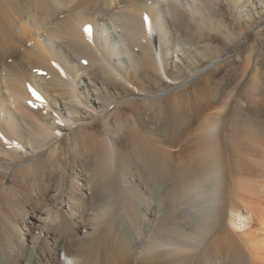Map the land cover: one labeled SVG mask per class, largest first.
<instances>
[{"label":"bare ground","instance_id":"6f19581e","mask_svg":"<svg viewBox=\"0 0 264 264\" xmlns=\"http://www.w3.org/2000/svg\"><path fill=\"white\" fill-rule=\"evenodd\" d=\"M104 1L100 14L114 21L113 24L116 22L117 25H113V30H108L107 27L99 29L86 17L84 0H0V66H2L0 68V151L8 155L13 150L24 149L26 143L38 147L46 142L34 136L36 134L33 132L36 129L33 128L34 126L28 125L30 134L25 136L23 127L19 125L16 113L20 120H25L27 107L25 109L21 107L25 100H30V102L27 101L29 107L37 103L47 113H52L49 116L53 118L52 127L46 128L47 125L39 124L40 128L44 126V131L48 130L47 133L52 131L60 135V131L53 127L57 121L64 123L65 130L73 128L69 123L70 120L63 118L62 108L64 106L68 112H72L84 102L75 90V79L69 62L62 57L63 40L70 41L71 46L80 45L82 58L97 64L102 73L111 74L113 79L118 78L119 75L116 73L115 66L109 63L107 54L112 49L113 54L122 58L127 57L136 67L138 60L129 46V42H133L146 49L144 58L141 57L145 74L153 81H158L164 76L172 82L173 77L167 73L161 55V35L149 19L150 17L147 18L144 15L145 17L142 18L143 25L146 27H130V23L134 21L129 22L130 26L126 27L127 23H120L116 19L117 16L126 19L124 17L126 10L117 11L120 0ZM158 1L151 4L160 12ZM175 1L181 3L180 0ZM256 2L255 0L252 3L257 4ZM236 4L237 14L241 17L253 16L254 10L248 0H237ZM256 7V12L263 11L264 0H258ZM158 15L160 16V13ZM127 17L131 19L132 16ZM167 40L169 44L170 39ZM27 41L30 44L29 48L27 44L25 45L27 48L24 46ZM177 46L176 43L175 51H179L181 57L177 59L176 55L174 66L183 56L186 58L185 55L193 52L187 57L189 59H185L193 76L212 69L222 60L217 58L203 65L201 60L197 59L203 55L201 50H191L185 46L177 50ZM21 47L28 54L26 56L32 64L35 60L42 59L50 63L54 62L59 67L60 72L56 74L52 72L51 78H56L57 82L62 81L72 92L62 96L60 94L63 99L55 97L56 102H53L55 107L40 100L41 96L38 98L37 92H33L37 97L33 95L32 87V91L27 90L26 78L24 79L18 68L22 66L20 63L11 64L5 60L17 55ZM155 51L156 55L153 54ZM34 65L32 66L35 67ZM127 73L131 74L129 70ZM122 80L127 86L135 89L132 82L125 78ZM197 81L202 83L200 89L206 87L208 76L198 78ZM178 89L174 87L166 92L149 96L155 99H152L153 101L146 103L143 101L148 116H145V119L140 116V107L137 109L133 107L132 120L135 124L130 131L136 142L134 141L135 143L128 148L127 152L121 150V145L118 144L120 140L118 141L114 135L102 138L95 132H89L82 137L85 140L81 138L83 145L89 142L87 138L93 141V145L91 147L85 145L83 151L88 155L87 157L92 158L95 172L109 177L114 175L116 167H119V175L125 177L131 173H137L139 176V185L144 192L139 190L140 186L136 187L135 183L133 184L130 191L132 209L126 208L129 198L126 192L121 198L124 213H129L131 224H135L134 233L130 232L128 227L118 225L109 227V230H106V237H95L93 233L94 237H90L91 231L95 232L96 226L92 225V228L85 223H77L78 220L76 221L75 217L78 212L74 203H69V200H64L63 195L59 194L56 207L37 208L30 213L32 217L30 224H33V227L39 226L44 229L45 226L44 237L31 235L0 237V264H264V189L257 191V184L253 183L256 181L252 180L260 176L261 178L258 179L262 181L261 186L264 187V126H260L258 122L245 121L239 126L232 122H225L224 111H219L217 114L209 112L212 108L211 101L202 100V97L196 95L197 92L183 94L178 92ZM27 92L32 93V95L30 93L31 97ZM39 94L44 93L39 92ZM32 96L36 97L34 100H39L34 102ZM51 108L55 109L50 111ZM44 131L43 133H46ZM10 134H13L15 138L10 137ZM141 141L149 147V152L146 153L138 145ZM125 143L131 144L128 141ZM231 175L235 179L230 192L231 207L228 208L233 229L225 231L222 237L220 234L214 237L218 211L224 205L222 199L218 201V196L219 198L228 196L227 178ZM206 181H209L207 191L204 188ZM102 183L103 180L100 183L94 182L96 185L92 188L93 192L96 190V193H90L93 197H96L98 190L102 189ZM15 190H19V187ZM13 191L10 190V193L3 191V197L6 200H4L6 209L4 204L3 213L8 220L13 219L10 209L18 207L22 202L14 198ZM18 192L22 194V198H25L24 188ZM205 192L207 196L204 195L206 198L202 200L201 205L202 216L204 214L202 222L200 221L201 230L197 233L189 232L179 220L184 214H182L183 207L186 203L197 204L199 197ZM64 205L68 206L65 210ZM140 207L143 210H140ZM6 213L10 215L7 216ZM24 214L20 213L19 218H22ZM57 217L63 220L62 223H66L65 226H68L70 232L68 237L58 236L54 233L55 230L52 232L48 229L49 223ZM103 223L102 225L105 224ZM253 225H256V233L253 237L259 236V239L257 241L254 238L251 242L247 231ZM7 227L3 223V229L6 230L4 231L9 233L15 226ZM169 237L177 239L171 240Z\"/></svg>","mask_w":264,"mask_h":264},{"label":"rangeland","instance_id":"374dc122","mask_svg":"<svg viewBox=\"0 0 264 264\" xmlns=\"http://www.w3.org/2000/svg\"><path fill=\"white\" fill-rule=\"evenodd\" d=\"M84 1L86 3V17L95 23L99 29L105 27H107L108 30L114 29L116 22L113 24L114 21L112 22L106 15L100 14V9L105 3L104 0ZM154 1L157 2L158 0H120L117 5L119 10H116H121V12L126 10V16L124 17L129 19L126 20L120 16H117L116 19L120 23H127L126 27L131 24L130 27L142 28L146 27L143 25L142 18L145 16L147 18L150 17L149 19L161 35V55L167 73L173 77L172 82L164 76L159 78L158 81H153L145 74V70L143 69L144 62L141 59L144 58L146 49L137 46L133 42H129V46L131 52L138 60L137 69L129 62L127 57L122 58L117 54H113L112 49L109 51L111 54H107L109 63L115 66L117 69L116 73L119 75L118 78L113 79L111 78V74L102 73L97 64H93V62L90 63L88 60L82 58L80 45L71 46L69 45V43H71L70 41L63 40L61 48L62 57L69 62L70 69L75 79V90L80 94L84 104L78 109L72 110V112H68L63 106L61 114L64 119L71 121H69V123L73 128L71 127L72 129L65 130L63 127L65 126L64 123L57 121L53 127L60 131V135H58L52 133V131L47 133L48 130H43V127L46 125V128L52 127L53 118L49 117L52 113H47L43 110L44 108L42 109L37 103H34L35 106L31 105L29 107L27 103L30 102V100H27L28 102L26 100L22 102L24 106L21 105V107L24 109L27 107V109H25L27 111V116H24L25 120H20L18 113H16V115L19 117H17V121L19 125L23 127L25 136L30 134L28 125L34 126L33 128H36L35 131L33 130V132L36 133L34 136L46 142L45 144H40L42 146L39 145L38 147H33L31 144L26 143L24 149L17 151L13 150L11 153L9 152L8 155L0 151L1 238L28 237L29 235L44 237L45 226L44 229L39 226L33 227V224H30V221H32L30 213L37 208L56 207V204L58 205L59 202V194L63 195L64 200L66 199L69 200V203H74L78 212V215L75 217L76 221L78 220L77 223H85V225L87 224L92 228V225L96 226L95 232L91 231L90 237H94V235L95 237H106L109 227H116L118 225L120 227H128V230L134 233L135 224H131L129 218L130 214L124 213L121 198L124 197L123 193L125 194L126 192L128 195L127 198L129 197L126 208L132 209L130 191L131 187L134 185L136 187L140 186L139 176H137V173H131V176L125 177L119 175V167H116L115 174L109 177L95 172L92 158L87 157L88 155L83 151L85 145H90L91 147L93 141L87 138L86 140H89V142H85L83 145L81 138L85 137L89 132H95L102 138L108 135H114L118 141L120 140L118 144L121 145V150L127 152L128 148L136 142L130 131L132 125L135 124L134 120H132L134 109L140 107V116L142 119H145L147 112L144 103L155 100L149 98V96L178 87V92H183V94L191 91L197 92L196 95L202 97V100L207 99L206 101H211L212 108L209 112L217 114L219 111H224L225 122H232L237 124V126L245 121L251 123L258 122L260 126H264V8L260 13L256 12L258 0H256L257 4L252 3L255 0H248L249 5L253 7L254 10L251 18L241 17L237 14V0H180L181 3L175 0V2H172L173 0H159L158 8L160 12L151 4V2ZM165 4H167V6ZM158 13H160V16ZM127 16H132L131 19L133 18L134 20H131L130 17ZM101 17L107 19H102ZM131 21H134V23ZM129 22L131 23L128 24ZM114 35L116 36L117 34ZM167 39H170L169 44ZM176 43L178 45L177 50H179L180 47L184 48V46L191 50H201L203 55L197 59L201 60L203 65L217 58L222 60L218 65L212 67V69L193 76L191 68L185 61V59H189L187 57H189L190 54L192 55L193 52H189V54L185 55L186 58L183 56V58L179 59L177 62L178 64L174 66L176 55L177 59L181 57L179 51H175ZM25 45L28 48L30 47L28 41L24 46ZM26 46L25 48H27ZM82 46L84 47V45ZM23 47L20 48L17 55L8 57L5 60L8 61L7 63L11 62V64L14 63L18 65L20 63L22 66L18 68L21 70L20 72L24 79L26 78L25 81L28 84L27 90L29 89V91H32L33 88L32 93L37 92L38 98L41 96L39 98L40 100L43 102L46 101L49 106L52 105L55 107L53 103L56 102V100H54L55 97L63 99V97H61L62 95L70 94L72 91H69L67 88L68 86L66 85V87L65 83L62 81L57 82L56 78H51L52 72L53 74L54 72L55 74L60 72L59 67L55 65L54 62L50 63L48 60L41 59L35 60L32 64L28 61V56H26L28 54L25 53L26 51ZM167 47L168 50L165 51ZM153 54L156 55V51L153 52ZM157 57L159 58V54H157ZM41 62H43V64ZM195 65L197 66V62ZM0 68H2V66H0ZM128 70L131 74L127 73ZM204 76H208V85L200 89L199 87L202 83L197 80ZM120 77L132 82L135 85V89L127 86ZM40 89L42 90L39 91ZM39 92H43L44 94H39ZM63 92L64 94H62ZM27 93L31 97L32 93ZM36 97L32 96L34 102L39 100H34ZM214 97H216V99ZM7 102L6 100V103ZM54 109L55 108H51L50 111ZM39 124H44V126L40 128ZM43 131L46 133H43ZM10 137L15 138L13 134H10ZM82 139L85 140V138ZM127 141L131 142V144L125 143ZM138 145L142 147L146 153L150 151L149 147L142 143V141L141 143L139 142ZM50 151H53V155ZM2 157L5 159L3 160ZM258 178L260 179L261 177L259 176L252 180L256 181L253 183L257 184V191H262L264 187L261 186L262 181ZM234 179L235 177L233 175L227 178L229 189L228 196L220 198L218 196V201L222 199L224 205L218 211L219 215L216 222L217 226L214 237L218 234L222 237L225 231H231L233 229V225L229 220L228 207H231L232 198L230 192ZM101 180H103V187L98 190L99 193L97 192L96 197H93L92 194H94V192L96 193V190L93 192L94 189L92 188L96 185L94 182L100 183ZM15 186L19 187V190L21 188L25 189V198H22V194L18 192L19 190H15L17 188H15ZM204 188L206 189L205 191L209 189V181L205 182ZM10 190H15L13 191L14 198L22 201L21 205L10 209V211L12 210L14 220H9L13 224L3 213L4 204L6 209V200L3 197V191L4 193L6 191L10 193ZM139 190L144 192L142 186L139 187ZM205 194L206 192L203 193V195L201 194L202 196L199 197V202L197 204L186 203L183 207L182 214H184L182 215V219L180 218L179 220L189 232L197 233L201 230L200 226L204 216V214L202 216L203 209L201 205L203 203L202 200L207 196V194L204 196ZM251 194H253V192H251ZM108 196L110 197L108 198ZM102 197L104 198L102 199ZM74 199L75 201H73ZM67 207L68 206L64 205L63 209L65 210ZM140 210H143V208L140 207ZM20 213H25L22 218H19ZM6 214L7 216L10 215L8 213ZM62 221L61 218L58 217L55 220L53 219V221L49 223L48 229L52 232L55 230L54 233L58 236L68 237L70 235L68 226H65L66 223H62ZM107 221H109V223ZM3 223L8 226L7 228H11L12 226L15 227H12V231L7 233L5 232L6 230L3 229ZM102 223L104 225H102ZM17 226L19 229L16 228ZM255 226L249 227L247 231L251 242H253L254 238L257 241L259 239V236L253 237L256 233ZM13 229L15 231H13ZM92 233L94 235H92ZM242 236L246 237L245 235ZM174 238L176 237H169L171 240ZM243 247L245 248L244 245ZM93 252L94 251H92V253Z\"/></svg>","mask_w":264,"mask_h":264},{"label":"snow or ice","instance_id":"6c2138e0","mask_svg":"<svg viewBox=\"0 0 264 264\" xmlns=\"http://www.w3.org/2000/svg\"><path fill=\"white\" fill-rule=\"evenodd\" d=\"M34 95H36L35 93H33Z\"/></svg>","mask_w":264,"mask_h":264}]
</instances>
